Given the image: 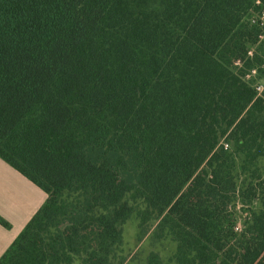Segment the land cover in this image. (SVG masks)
Instances as JSON below:
<instances>
[{"label":"trees","instance_id":"1","mask_svg":"<svg viewBox=\"0 0 264 264\" xmlns=\"http://www.w3.org/2000/svg\"><path fill=\"white\" fill-rule=\"evenodd\" d=\"M255 1L0 0V158L47 194L0 264H122L132 215L176 264H264Z\"/></svg>","mask_w":264,"mask_h":264},{"label":"crops","instance_id":"2","mask_svg":"<svg viewBox=\"0 0 264 264\" xmlns=\"http://www.w3.org/2000/svg\"><path fill=\"white\" fill-rule=\"evenodd\" d=\"M47 194L0 158V256L45 202Z\"/></svg>","mask_w":264,"mask_h":264},{"label":"rangeland","instance_id":"3","mask_svg":"<svg viewBox=\"0 0 264 264\" xmlns=\"http://www.w3.org/2000/svg\"><path fill=\"white\" fill-rule=\"evenodd\" d=\"M262 31L264 32V28H262ZM261 40H264V37ZM252 47L250 50H253ZM260 164L264 167V158ZM139 206L140 203H137L136 208L138 209ZM156 224V219L150 220L145 227L142 226L143 228H141L139 219L136 215H132L122 226V242L114 256L115 260L122 264H144L147 257L155 253L159 256L161 264H176L173 257L176 247L175 242L169 237L155 238L153 231ZM74 264L85 263L77 258Z\"/></svg>","mask_w":264,"mask_h":264},{"label":"built area","instance_id":"4","mask_svg":"<svg viewBox=\"0 0 264 264\" xmlns=\"http://www.w3.org/2000/svg\"><path fill=\"white\" fill-rule=\"evenodd\" d=\"M255 4H260L259 0L255 1ZM248 21L251 23L258 24L261 28H264V8L255 12L253 10L250 11V14L248 16ZM260 39L264 37V32L259 36ZM252 54V50L248 51V55ZM235 64H239V61H236ZM256 75V69H252L248 74H246L245 79L249 80L252 77H255ZM253 86L257 93L260 95L262 91L264 90V79H257L254 81Z\"/></svg>","mask_w":264,"mask_h":264}]
</instances>
